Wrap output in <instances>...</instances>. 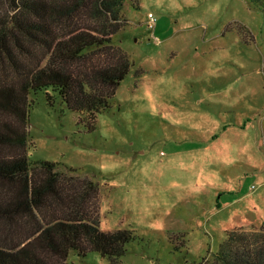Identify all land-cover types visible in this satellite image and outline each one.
<instances>
[{"label": "rangeland", "instance_id": "obj_1", "mask_svg": "<svg viewBox=\"0 0 264 264\" xmlns=\"http://www.w3.org/2000/svg\"><path fill=\"white\" fill-rule=\"evenodd\" d=\"M124 16L112 42L132 65L109 107L89 130L56 92L30 93L27 155L97 183L100 228L133 235L122 264H197L264 229V0H127Z\"/></svg>", "mask_w": 264, "mask_h": 264}, {"label": "trees", "instance_id": "obj_2", "mask_svg": "<svg viewBox=\"0 0 264 264\" xmlns=\"http://www.w3.org/2000/svg\"><path fill=\"white\" fill-rule=\"evenodd\" d=\"M126 1L0 0V17L8 18H0V61L20 75L0 79V264H66L71 251H96L122 264L131 230L100 228L93 179L29 160L27 124L30 93L52 90L94 128L132 65L112 42L126 24ZM197 264H264V229L227 232L218 251Z\"/></svg>", "mask_w": 264, "mask_h": 264}, {"label": "built area", "instance_id": "obj_3", "mask_svg": "<svg viewBox=\"0 0 264 264\" xmlns=\"http://www.w3.org/2000/svg\"><path fill=\"white\" fill-rule=\"evenodd\" d=\"M155 24H156V18L155 17L152 16L147 20V27H148V29L152 30V33H153V29L155 27Z\"/></svg>", "mask_w": 264, "mask_h": 264}]
</instances>
